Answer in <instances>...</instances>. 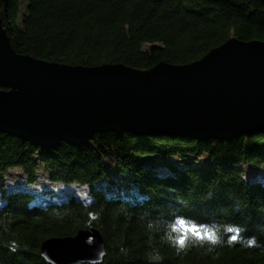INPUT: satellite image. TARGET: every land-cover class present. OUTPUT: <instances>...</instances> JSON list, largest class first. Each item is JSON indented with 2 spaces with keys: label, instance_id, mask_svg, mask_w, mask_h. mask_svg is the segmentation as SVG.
Wrapping results in <instances>:
<instances>
[{
  "label": "trees",
  "instance_id": "16d2710c",
  "mask_svg": "<svg viewBox=\"0 0 264 264\" xmlns=\"http://www.w3.org/2000/svg\"><path fill=\"white\" fill-rule=\"evenodd\" d=\"M0 16L18 54L71 67L148 71L195 63L233 38L264 41L261 0H0ZM262 166L264 133H105L49 150L0 134V264H48L45 241L91 229L106 243L103 264H264V183L244 175ZM14 169L28 187L41 177L88 186V200L9 190ZM181 223L199 232L177 233Z\"/></svg>",
  "mask_w": 264,
  "mask_h": 264
},
{
  "label": "water",
  "instance_id": "95a60500",
  "mask_svg": "<svg viewBox=\"0 0 264 264\" xmlns=\"http://www.w3.org/2000/svg\"><path fill=\"white\" fill-rule=\"evenodd\" d=\"M264 5V0H261ZM232 141L264 133V41L233 38L201 60L71 67L18 54L0 16V134L43 150L87 146L95 135ZM48 264H103L96 229L41 245Z\"/></svg>",
  "mask_w": 264,
  "mask_h": 264
},
{
  "label": "rangeland",
  "instance_id": "374dc122",
  "mask_svg": "<svg viewBox=\"0 0 264 264\" xmlns=\"http://www.w3.org/2000/svg\"><path fill=\"white\" fill-rule=\"evenodd\" d=\"M178 161V159H176ZM192 160V159H191ZM201 163H207L206 158H202L200 160ZM244 175L247 180L250 181H260L264 183V166L260 168H250L246 167L244 168ZM161 171H166L165 169H161ZM6 180V187L9 190L15 191L20 188L27 189L28 191L32 192L33 194H36L39 197V201H51L56 198V200H62L66 199L69 196H75L76 198L80 199L81 201H87L88 200V192L89 187L88 186H78V185H72V186H65L60 183H52L46 177H41L38 185L28 187L27 179L23 172L18 169H14L11 172L7 173L5 176Z\"/></svg>",
  "mask_w": 264,
  "mask_h": 264
},
{
  "label": "clouds",
  "instance_id": "9594fccd",
  "mask_svg": "<svg viewBox=\"0 0 264 264\" xmlns=\"http://www.w3.org/2000/svg\"><path fill=\"white\" fill-rule=\"evenodd\" d=\"M176 232H177V233H179V232H183V233H185V234L191 232V233H193V234H196V233L199 232V230H198L197 228H189V227H187L184 223H181V224L179 225V227L176 229ZM183 246H184V240L181 239V240L179 241V247H183Z\"/></svg>",
  "mask_w": 264,
  "mask_h": 264
}]
</instances>
